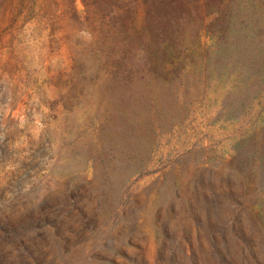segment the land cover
I'll list each match as a JSON object with an SVG mask.
<instances>
[{"label": "rangeland", "instance_id": "obj_1", "mask_svg": "<svg viewBox=\"0 0 264 264\" xmlns=\"http://www.w3.org/2000/svg\"><path fill=\"white\" fill-rule=\"evenodd\" d=\"M0 264H264V0H0Z\"/></svg>", "mask_w": 264, "mask_h": 264}]
</instances>
